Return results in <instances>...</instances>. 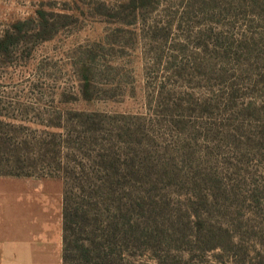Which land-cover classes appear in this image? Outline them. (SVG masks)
Instances as JSON below:
<instances>
[{
  "label": "rangeland",
  "instance_id": "rangeland-1",
  "mask_svg": "<svg viewBox=\"0 0 264 264\" xmlns=\"http://www.w3.org/2000/svg\"><path fill=\"white\" fill-rule=\"evenodd\" d=\"M1 180L64 264H264V0H0Z\"/></svg>",
  "mask_w": 264,
  "mask_h": 264
},
{
  "label": "crops",
  "instance_id": "crops-1",
  "mask_svg": "<svg viewBox=\"0 0 264 264\" xmlns=\"http://www.w3.org/2000/svg\"><path fill=\"white\" fill-rule=\"evenodd\" d=\"M0 181V264H64V196L57 187L12 195Z\"/></svg>",
  "mask_w": 264,
  "mask_h": 264
},
{
  "label": "trees",
  "instance_id": "trees-1",
  "mask_svg": "<svg viewBox=\"0 0 264 264\" xmlns=\"http://www.w3.org/2000/svg\"><path fill=\"white\" fill-rule=\"evenodd\" d=\"M69 210H68V206L66 205V201L64 203V213H63V217H64V255H63V260L65 262L66 259V252H68V249H66V240L67 237L65 234H67L69 227H68V223H69ZM138 232L141 231V225L138 224L137 229ZM142 237L143 239L139 238L138 240L135 239L133 241V244H125V248L126 250H129L130 247L135 248L136 250H141V249H145V248H149V243H148V234H145L144 231H142ZM131 252V251H130ZM118 256V264H134V258L136 256V253H128L127 255L123 252H119ZM107 262H109L108 260V256H106L105 259Z\"/></svg>",
  "mask_w": 264,
  "mask_h": 264
}]
</instances>
